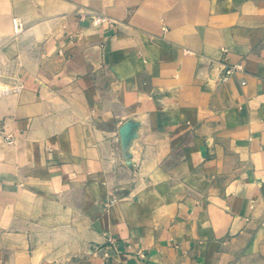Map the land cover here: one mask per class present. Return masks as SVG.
<instances>
[{
    "label": "crops",
    "instance_id": "0c3cea01",
    "mask_svg": "<svg viewBox=\"0 0 264 264\" xmlns=\"http://www.w3.org/2000/svg\"><path fill=\"white\" fill-rule=\"evenodd\" d=\"M0 264H264V0H0Z\"/></svg>",
    "mask_w": 264,
    "mask_h": 264
},
{
    "label": "built area",
    "instance_id": "2783aa9c",
    "mask_svg": "<svg viewBox=\"0 0 264 264\" xmlns=\"http://www.w3.org/2000/svg\"><path fill=\"white\" fill-rule=\"evenodd\" d=\"M105 22H106V19H102V18L94 19L95 25H100V24L105 23ZM14 27H15V31L18 33L20 31V26H19L18 21L14 22ZM238 70H239V68L236 67V66H224L221 69L220 80L221 81L229 80L235 74V72L238 71ZM107 245H108L107 248L117 251V245H116V241L115 240L110 239L108 241ZM109 255H110L109 252H107V251L104 252V256L105 257H109ZM139 255L143 259L146 257L144 253H140Z\"/></svg>",
    "mask_w": 264,
    "mask_h": 264
}]
</instances>
